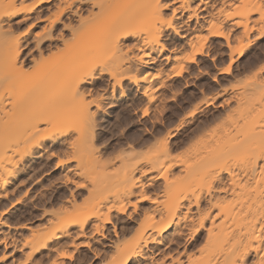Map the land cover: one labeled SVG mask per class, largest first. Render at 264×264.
Here are the masks:
<instances>
[{
	"label": "bare ground",
	"instance_id": "obj_1",
	"mask_svg": "<svg viewBox=\"0 0 264 264\" xmlns=\"http://www.w3.org/2000/svg\"><path fill=\"white\" fill-rule=\"evenodd\" d=\"M54 1L0 0V188L3 200L14 198L0 212L21 203L33 185L40 182L35 179L28 185L31 177L20 179L35 169L30 164L36 160L53 161V166L62 172L57 183L67 190V194L59 196H48L49 188L33 193L32 208L42 211L45 222L26 242L31 246L23 244L24 247L29 246L36 254L46 251L53 257L49 259L51 264L72 260L67 248L62 251L66 245L63 239H71L68 247L74 250L88 249L93 259L109 256L107 264H264V184L262 189L240 192L241 180L246 185L252 178L264 179V53L258 58L253 54L258 66L248 81L250 87L231 98L238 104L243 99L249 103L245 114H239L216 132H204V139L193 141L184 156L171 155L172 131L162 140L156 139L152 152L140 160L134 159L137 145L126 142L125 149L114 157L119 169L113 175L104 172L114 163L103 161L96 148V115L102 112V104L98 96L88 102L85 99L93 94L99 69L112 79L114 88L119 87L128 68L135 66H131L135 56L130 50L124 51L121 43L128 37L139 42L137 51L141 54L134 58L138 61L143 60V54L164 52L160 41L168 31L182 41L189 54L173 59L176 64L170 67L172 74H166L184 78V85L189 83L185 75H191L188 70L192 66L197 68L198 76H209L199 63L217 65L216 54L206 50V41L219 39L222 43L218 46L227 49L229 61L217 73L228 75L233 72V55L240 57L253 40L264 35V0ZM170 4L172 17L163 12ZM44 11L48 15L43 19ZM176 13L183 30L173 21ZM192 21L194 25H188ZM25 22L44 23L34 39L38 58L47 55L43 56L46 48L50 51L59 46L60 52L48 53L41 62L36 56L29 58L26 68V62L20 60L23 40L13 32L14 27ZM233 38L238 39V47H232ZM216 78L212 75L214 83ZM87 79L89 87L83 89ZM158 81L154 86L136 85L140 99L146 101L141 117L148 115L149 108L162 98L161 88L167 89L164 79ZM203 88L197 90L203 98L200 94L201 101L194 103L196 106L191 104L194 106L187 117L213 107L226 93L223 89L206 96ZM124 96L121 89L119 97ZM225 97L221 102L228 105L230 101ZM160 99L158 102L163 100ZM110 105L115 104L110 101ZM176 126L174 131L180 127ZM194 130L199 131L198 127ZM82 190L94 196L87 212H69L77 208L75 203ZM144 204L147 207L134 220L132 212ZM131 223L133 227L126 229L125 225ZM3 229L32 230L0 221V235ZM93 236L101 239L90 247ZM4 239L0 237V245ZM197 242L200 244L195 247ZM188 245L193 250H188Z\"/></svg>",
	"mask_w": 264,
	"mask_h": 264
},
{
	"label": "rangeland",
	"instance_id": "obj_2",
	"mask_svg": "<svg viewBox=\"0 0 264 264\" xmlns=\"http://www.w3.org/2000/svg\"><path fill=\"white\" fill-rule=\"evenodd\" d=\"M52 1H54V0H52ZM170 8H171V4H170V6H168V8L166 10L163 11L164 14L167 15L168 17H172ZM46 15H48V12L44 11V13L42 14V18L44 16L46 17ZM178 17H179V15H177V13H176V16H174L173 21L175 24L177 23L176 25H178L177 26L178 29L183 30L184 27L182 26V23H181L182 20L179 19ZM30 23L31 22H25V23H22L21 25H19L18 27L16 26L13 28L14 34L19 35V37H21V39L23 40V50H22V54L20 55V60H22V58H23L22 61L26 62L25 63L26 68L29 67V65H30L29 60L32 59V57L36 56V59H38V60L40 59L37 57L38 53L35 50L36 44H35L34 39H35V36L37 34L41 33L43 25H44L43 22L37 24L38 26L36 24L33 25ZM188 25H194V21L188 23ZM235 32H236V34L238 33V31H235ZM235 32H232V34H235ZM204 35H206V34H203V38H204ZM251 37H250V39H251ZM233 39L231 41L232 42L234 41L233 42L234 44L231 42V45H233L232 47H235L237 45L236 43L238 42V39L237 40L235 38H233ZM218 40L219 39L209 38L208 42L206 41V45H208V46H206V48H207L206 50L209 52V54H214V55L216 54L215 57H217L216 58V62H217L216 64L217 65L213 66V65H211L210 62H207V61L200 62L199 63V65L201 66L200 68L202 69L204 67L206 72H207L206 75H209V76L203 75L202 77L198 76V74L196 73L197 68H195V66L190 67L188 70V74L189 73L191 74V75H189L190 78H188L189 76L187 74H186L187 76L185 75V80H188V82H189L187 85H184V78H182V77L176 78V77H172L170 75L172 77L171 78V77H169V75H167V74L171 73V71H172L170 69V67H172L174 64H176L175 60L173 61V59L177 60L176 57L181 58L182 56L184 57L185 55L189 54L188 53L189 48L186 47L185 45H183L182 44L183 42L180 41L179 39H177L174 35H172L171 32H169V31L166 32L165 36L160 41V43L162 45H164V47H165L164 52L158 51L159 52V54H158V52L155 51L153 53H149L150 55L147 54L149 56H146V54L145 55L143 54L144 56L142 55V59H143V60H141L142 62L137 60L139 54H141V52L139 53L137 51V49L140 46L138 40H136V38L128 37V38L121 41L124 51L130 50L129 53L132 54L133 56H135L134 58H136V54H137V59L133 58V61H135V62H132V65H131V66H133V64H135V66L128 68L129 70L126 69V71L128 70L127 71L128 73L125 71L127 74L125 73L126 75L123 76V79L119 84V87L115 86L114 88H113L112 79L107 74H105L104 72L101 73L100 69H99L95 73L96 81H94L95 83L93 84L95 87V89L93 90V94H91L92 96H90V97L86 96V98H85L86 101L88 102L93 97L98 96L99 97L98 99H100V102L102 104L101 105L102 106V109H101L102 112H98L96 115V124H97V126L95 128L96 141H97L96 142V148H97L99 153L101 152L100 156H101V158L103 157L102 158V160L104 159L103 161L106 160V162H107V160L108 161L110 160V162L114 163V164L110 165L111 167L110 166L108 167V169H107V170H109L108 173L106 172L107 171L106 170L104 172V174L113 175L117 172V169H119V163L117 160H116L117 162L115 161L116 163L114 162V160H115L114 157H116L118 155V153H120L122 151V149H125V147L129 141L130 142L128 144H130L132 141V143L134 142L133 144H135L134 147L137 145L134 148V150L136 149L135 150L136 155H135L134 159L140 160V159L144 158L145 156L147 157L150 154V152H152V148H154V146H155L154 144H157L156 139L159 141V139H161L162 137L164 138V136H166L165 134L172 131V132H174V136H173V138L169 139V143H170V141L172 143V144L170 143V146L172 148L171 155L173 157H175V156L178 157L181 155L184 156V153H186V149L188 150V148L194 144L193 141H196V140L199 141V140L204 139L203 138V136L205 134L204 132L210 133L212 130H214V132H216L217 128H220L222 125H225V124L227 125L228 122H230L232 119H235L236 116H239V114H243V113L245 114L249 110V108L247 107V106H249L248 105L249 103L247 104V102L244 101L245 99L242 100L243 102H240V104H238L237 100L235 98H233V99H231V98L237 97L238 96L237 94L242 93L244 88L246 90L250 87L249 85H247L248 81L253 79L252 76L256 72V68L258 66V63L255 62L256 59L254 58V55H255V57H257V56L261 57L262 53H264V35L260 39L253 40L252 41L253 43H250L249 47L246 49L247 51L245 50L243 52V55H241L240 57H236L237 54L233 55L234 56L233 60L235 59L234 60L235 63H234V65H232V67H234V68H232L233 70L231 69V71H233V72L229 73L228 74L229 76L228 75H226V76L225 75H219L217 73L218 69L226 67V65H228L227 63L229 61V56L227 57V55L229 54V53L227 54V52H228L227 49L226 48L223 49V48H221V46L219 47L218 45H220L222 43V41L220 42ZM123 42H124V44H123ZM171 42H172V44H171ZM217 42H218V44H217ZM175 44H177V45H175ZM126 47H128V48L130 47V49H128ZM236 47H238V46H236ZM57 48L52 47V49H50V51L47 48H46V50L44 49L43 56L45 54H47L46 56H44L46 58L48 56V53L50 54L51 52L56 54L57 53L56 51L61 49L60 47L58 49ZM220 48L223 50V52L225 51L223 54H222V52H221L222 50H220ZM219 51L221 53H219ZM59 52H60V50L58 51V53ZM215 52H218L219 54H222V55L218 56L219 54L215 53ZM257 53H259V54H257ZM132 55H129V56H132ZM165 56H166V59H165ZM168 56H169V58H168ZM44 57H41V59L43 60ZM41 59H40V62H41ZM161 59L164 60L163 64H162L163 61ZM168 59H170V60H168ZM145 61H147L148 65L144 64ZM253 62H254V64H253ZM247 63H249V65L251 67L253 66L255 69H252L253 67L251 68ZM27 64H29V65L27 66ZM256 64H257V66H256ZM40 65H43V64H40ZM144 65L146 67H144ZM247 65H248V67H247ZM215 67H217V68H215ZM168 68H169V70H168ZM173 68H175V67H173ZM249 69H252V70H249ZM191 72L193 73V75L196 73L194 75V77H193ZM156 75L159 76V77H157L158 79H155ZM166 75H167V77H166ZM212 75L215 76V78L217 77L215 83L212 81ZM196 76L198 78H196ZM162 78L164 79V81ZM166 78L167 79L169 78L168 81L165 80ZM133 80H135L136 82H134ZM156 80L167 82L166 83L167 89L165 87L163 89L161 88V90L159 92L160 96L162 97L161 99H163V100H161L159 98L161 101L158 102V100H159L158 99L156 101L158 104L155 102V104L157 106L154 104V106H156V108L154 106H151L152 108L151 107H150L151 109L149 108V110H151L150 111L151 113L148 111L150 114L147 113L148 115H142V117H141V113L143 110L142 108H144V105H145L144 103H146V101L140 99L139 95L136 92V87L138 86L137 88H141L142 85L144 86V84H148V83L150 85L154 86L157 84ZM86 81H87V83L85 82L82 84L83 89H87L89 87L88 82L90 80L87 79ZM133 82L136 84H134ZM201 84H202V86H200ZM198 85L200 87H197ZM201 87L202 88L204 87L203 89H206L205 90L206 93L204 92V95L206 94V96H207V94H208V96L212 95L213 94L212 91H214V94H215L216 92H221V91H223V89H225L226 93H225L224 97L226 96L225 99L228 98L230 102H228L229 103L228 105H225L221 102L224 99V97L218 98L213 107L211 106V107H208L207 109L204 108V111L202 108L203 112L199 111L197 113L198 115L195 114V116L193 118L187 117L188 115L186 113H188V111L190 112V110H192L190 107H193L195 105L194 103L199 102V100L201 101V95L202 94L199 93V91H197V90H200ZM209 88H211V89H209ZM121 89L125 91V96L123 98L119 97V93H120ZM95 90H97V92ZM207 90L211 91L212 93L207 92ZM101 91H103V92H101ZM233 94H234V96H232ZM202 98H203V95H202ZM110 101L113 102V104H115V105H110ZM134 101H135V103H134ZM162 101H163V104H162ZM191 104H194V105L191 106ZM220 104H221V106H220ZM158 105H160L159 106L160 110H157ZM196 105H197V103H196ZM128 108H130V109H128ZM246 108H248L247 111H246ZM90 109L94 110L93 107H90ZM155 109L157 111H155ZM133 111L135 112V114ZM152 111H154V112H152ZM158 111H160V112H158ZM206 111H209V112L206 113ZM210 112H211V116H210ZM184 114L186 115V117L184 116ZM252 115H254V113ZM261 118H262V116H261ZM261 118H259V119H261ZM181 119H183V120H181ZM206 121H207V123H206ZM188 122H189V124H188ZM177 124H178V126L180 125V127L178 128L179 130L177 129L176 131H174L173 127H177L176 126ZM200 125L204 126L203 127L204 130L199 127ZM197 127H198L199 131L194 130L195 128L197 129ZM192 128L196 134L192 131ZM147 130L149 132H146ZM241 130L243 131V129H241ZM189 131L190 132L192 131L191 135H190ZM198 132H199V134H198ZM175 133H176V135H175ZM232 134H234V133H232ZM241 134L242 133H240V135ZM192 135H194V136H192ZM188 139H190V140H188ZM187 140H188V143H187ZM154 142H156V143H154ZM53 163H54L53 161L50 162V161H46L45 159L36 160L35 162H32L30 164L31 168L32 169L35 168V169L32 170L31 172H28L27 176H23V178L21 177L20 179L25 180L27 177H31L32 179L28 183V185H31L32 183H34L35 179H40V182H37L33 185L32 190L27 195L28 197H25L21 203L13 205L11 208H9L8 212H0V214H3L2 216H0V221H5L6 223H8L9 225H12V226L22 224V226L23 225L29 226L32 229V230L22 229V230H17V231L12 230V229H9V230L3 229L4 230L3 235H0V237L3 239L5 237L6 239H4V242H3L4 244L0 245V261L3 260L2 262H0V264H36V262H37V264L38 263L39 264H51L50 263L51 261L49 262V259L52 256H49V255L47 256L46 251H41L40 253L36 254L35 253L36 251L32 252V251H30L31 248L29 249V246L24 247V245H30L26 242H30L32 240L33 231L36 230L37 226H39V225L41 226L42 225L41 223L45 222L44 218L41 217V216H43L42 211L32 208V204L30 203V200L32 199L31 197H32L33 193L38 192L41 188H49L48 196L54 195V194H56V196H59L61 194L63 195V192L64 193L67 192V190L64 189L63 185L57 183V179L60 177L62 172L59 169H56L53 166L54 165ZM112 171H114V172H112ZM242 171H243V169H242ZM240 172H241V170H240ZM261 177L262 176H260L259 178L255 177V178L250 179L249 181L246 182V185L244 183V180H241L243 182L240 183V185H241L240 187H243V188H241L240 192H242V189L252 191L255 189V187L257 189H260V188L262 189L263 184H264V179L262 181ZM74 180L78 181L77 178H74ZM70 187H72V185ZM251 188H252V190H251ZM2 193H3V189L0 188V211L5 207L6 208L9 207L11 201L12 202L14 201V198L9 199V200H11L10 202H9V200L8 201L3 200L1 198ZM243 195H245V194H243ZM246 195H247V193H246ZM20 196H21V194H20ZM93 197H94L93 194L90 195L85 190H82V193L80 195L78 194L77 200L75 203V206H77V208L75 210L71 208L69 212H87V210H88L87 205L90 201H92ZM143 207H147V204L138 206L136 213H133L131 211L132 217L134 218V220L137 218V215L139 214L140 210L143 209ZM125 226H126V229H129V227H133V223H131V225L129 224V225H125ZM95 239H96V241H95ZM100 239H101V237H99V236H93L92 239L90 238V241H89L90 247H93L94 245H96V243L98 242L97 240L100 241ZM70 240L69 239H67V240L63 239V241L61 240L62 242H65V244H66V245H64V243L61 242L65 246L62 251H64L67 248L66 251L68 250L67 252L70 253V255L72 257L71 258L72 260H70V261L65 260L66 264H90V263L91 264H107L109 262V256H107L106 258H101L100 260L99 259L96 260V259H93L90 257V253H89L88 249H86V248H79L77 251V250H74L73 248L68 247ZM66 242H68V243H66ZM199 244H200V242H197L196 244H194V246L197 247ZM4 245L6 247H3ZM22 245H23V247H22ZM15 248L17 250L18 249L19 250L17 251ZM187 248H188V250H191V249L193 250V247L191 248V246H189V245L187 246ZM10 252H12V253H10ZM52 259H53V257L50 260H52ZM87 260H88V262H87Z\"/></svg>",
	"mask_w": 264,
	"mask_h": 264
}]
</instances>
